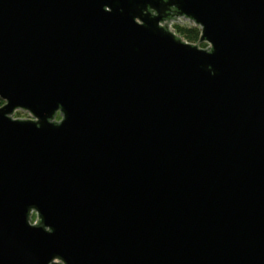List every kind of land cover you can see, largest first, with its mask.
<instances>
[{
	"label": "water",
	"instance_id": "obj_1",
	"mask_svg": "<svg viewBox=\"0 0 264 264\" xmlns=\"http://www.w3.org/2000/svg\"><path fill=\"white\" fill-rule=\"evenodd\" d=\"M158 2L0 0V264H264V0Z\"/></svg>",
	"mask_w": 264,
	"mask_h": 264
},
{
	"label": "flooded vegetation",
	"instance_id": "obj_2",
	"mask_svg": "<svg viewBox=\"0 0 264 264\" xmlns=\"http://www.w3.org/2000/svg\"><path fill=\"white\" fill-rule=\"evenodd\" d=\"M147 6H148L149 11H151L154 15L157 14L158 9L164 10V11H166V13H169V15L164 19V21L171 22V21L175 20L178 16H185V15L176 14L177 9H176L175 5L173 4V0H159V2L157 3L156 6H150V4L149 5L147 4ZM178 27H186L187 28L188 26L177 24L176 28H178ZM195 28H198L199 32H201V25L195 26ZM181 36H183V35L181 34ZM21 111L24 113H27V115L29 114L25 110H21ZM61 118H62V115L60 114V112H58L56 120L61 121Z\"/></svg>",
	"mask_w": 264,
	"mask_h": 264
},
{
	"label": "built area",
	"instance_id": "obj_3",
	"mask_svg": "<svg viewBox=\"0 0 264 264\" xmlns=\"http://www.w3.org/2000/svg\"><path fill=\"white\" fill-rule=\"evenodd\" d=\"M177 24H181V25H186L188 27H195L198 26V24L193 21L192 19L186 17V16H178L175 20L171 21L168 23L169 29L174 32L176 35L181 36V34L179 33V31L177 30L176 26ZM162 25H164V23H162ZM202 35V27H201V32H200V36ZM185 41L190 42L188 39H186L184 36H181ZM192 43H197L199 44L201 47L203 48H207L209 46V43H201L198 41L192 42Z\"/></svg>",
	"mask_w": 264,
	"mask_h": 264
},
{
	"label": "trees",
	"instance_id": "obj_4",
	"mask_svg": "<svg viewBox=\"0 0 264 264\" xmlns=\"http://www.w3.org/2000/svg\"><path fill=\"white\" fill-rule=\"evenodd\" d=\"M178 31L190 42L198 41L200 38V32L198 28L195 27H178ZM4 101L0 98V105L3 104ZM36 217V214L34 215V218ZM33 218V219H34ZM51 264H63L61 262H52Z\"/></svg>",
	"mask_w": 264,
	"mask_h": 264
},
{
	"label": "rangeland",
	"instance_id": "obj_5",
	"mask_svg": "<svg viewBox=\"0 0 264 264\" xmlns=\"http://www.w3.org/2000/svg\"><path fill=\"white\" fill-rule=\"evenodd\" d=\"M13 116L14 118H23V119L30 117L29 114L27 115V113H24L21 110L16 111Z\"/></svg>",
	"mask_w": 264,
	"mask_h": 264
}]
</instances>
